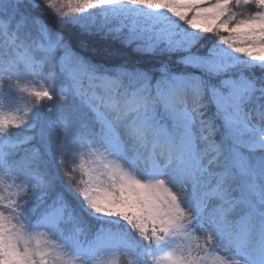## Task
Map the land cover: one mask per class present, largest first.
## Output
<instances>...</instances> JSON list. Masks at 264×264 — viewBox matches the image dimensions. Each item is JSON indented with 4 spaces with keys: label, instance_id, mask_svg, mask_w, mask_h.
I'll return each instance as SVG.
<instances>
[{
    "label": "snow or ice",
    "instance_id": "1",
    "mask_svg": "<svg viewBox=\"0 0 264 264\" xmlns=\"http://www.w3.org/2000/svg\"><path fill=\"white\" fill-rule=\"evenodd\" d=\"M5 81L36 106L0 114V264H264V0H0Z\"/></svg>",
    "mask_w": 264,
    "mask_h": 264
},
{
    "label": "trees",
    "instance_id": "2",
    "mask_svg": "<svg viewBox=\"0 0 264 264\" xmlns=\"http://www.w3.org/2000/svg\"><path fill=\"white\" fill-rule=\"evenodd\" d=\"M244 6H241L239 11L243 12V15L247 16L250 14L249 11H244ZM99 9L92 10L78 18V25H82L84 28H92L93 30L98 28L116 27L119 24V19H104L100 16ZM210 43H214V38H206ZM86 56H90L95 62L103 63L105 65L120 64V63H151L156 57L141 54L132 50L131 47H125L119 43V41L111 40H99L90 38V46L83 53ZM241 63H246L241 60ZM190 71H195L190 69ZM15 84V82H13ZM4 91L11 97L0 98V114L5 115H18L22 116L29 108L36 106V101L21 89L24 87L23 84L20 88L12 89L10 82L5 81L3 84ZM44 103H48L44 101ZM52 103H56L53 101ZM9 131H15V129L9 128ZM61 139L59 130L53 135V141L59 142ZM72 149H69L68 154L64 156V163L69 165L72 163ZM113 227L117 228L123 235H128L130 238L132 234L126 229L123 224L113 222ZM136 252V258L138 261L141 260L144 255V251L137 246L134 248ZM155 252V250H153Z\"/></svg>",
    "mask_w": 264,
    "mask_h": 264
},
{
    "label": "rangeland",
    "instance_id": "3",
    "mask_svg": "<svg viewBox=\"0 0 264 264\" xmlns=\"http://www.w3.org/2000/svg\"><path fill=\"white\" fill-rule=\"evenodd\" d=\"M99 11L101 14L100 16L104 19L114 18V19L122 20L127 15L124 12L114 11L113 9L110 8L99 9ZM101 110L104 111L103 108ZM99 259L102 261V264H113V261H115V264H132V261H134L131 248L127 249V255L123 253L105 254L102 257H99ZM208 264H211V258L208 260Z\"/></svg>",
    "mask_w": 264,
    "mask_h": 264
}]
</instances>
